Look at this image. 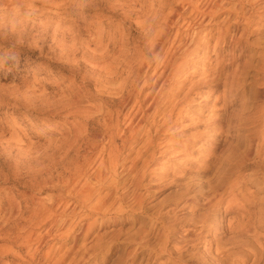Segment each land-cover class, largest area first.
<instances>
[{
    "label": "rangeland",
    "instance_id": "rangeland-1",
    "mask_svg": "<svg viewBox=\"0 0 264 264\" xmlns=\"http://www.w3.org/2000/svg\"><path fill=\"white\" fill-rule=\"evenodd\" d=\"M58 1L0 0V264H264V0ZM160 37L194 49L129 131Z\"/></svg>",
    "mask_w": 264,
    "mask_h": 264
},
{
    "label": "bare ground",
    "instance_id": "bare-ground-1",
    "mask_svg": "<svg viewBox=\"0 0 264 264\" xmlns=\"http://www.w3.org/2000/svg\"><path fill=\"white\" fill-rule=\"evenodd\" d=\"M18 1H22V0H18ZM32 1V0H31ZM43 2L44 4H45V6H52V5H55V4H61V1H58V0H33V2L32 3H29L28 4V6L30 7V8H37V6L39 5V3H37V2ZM219 0H215L214 1V4H209V5H207V7H206V9H207V11L206 12H210V11H212V9H213V7L214 6H217V2H218ZM63 3V2H62ZM59 4V5H60ZM48 6V7H49ZM44 7V6H43ZM29 10H31V9H29ZM38 11H40V10H38ZM144 24V23H143ZM163 42H164V38L163 37H160L159 39H157L153 44H152V56L154 57V58H157V57H159L160 56V51H161V49H162V46H163ZM102 49H104V48H100L99 50H102ZM194 49V48H193ZM193 49H190V47L188 46V47H185L184 48V50L182 51V55L181 56H179V57H176L175 56V54L174 53H172V54H169V55H165V56H160V59H161V61H162V63H163V65H162V67L160 68V69H158V71H157V66H154V68H153V70H154V72H153V80L151 81V80H149V79H147V80H145V79H143V81H141V82H138V78H136V82H135V87H137L136 89H139V91H142L143 89H145V88H149V90L143 95V99H140L139 100V104H138V110H137V112H136V110L134 111V113H131V115L129 116V118H128V120H127V130H129V131H135L136 129L133 127V124H135V127L136 128H140V126L142 125V123H143V120H144V118H145V116L146 115H148L149 113H152L153 115H156L157 113H160V109L163 107V106H165L166 104H167V102L169 101V102H171L175 97H174V95L173 94H171V93H169V94H167L166 93V95L164 94L165 92H168L169 90H170V81H172V80H176V76H179L178 74H180V72H181V70H182V68H183V66H184V64H185V55H188V54H191V50H193ZM105 50V49H104ZM103 50V51H104ZM102 51V52H103ZM99 52H101V51H99ZM105 52V51H104ZM103 52V53H104ZM32 53V52H31ZM117 55H114V54H112L113 55V58H109V57H107L106 59H102L103 61H100V63L101 62H103V63H101V65L100 66H102L103 68H105V69H107V67L109 68V67H111V66H113L114 65V62H115V60L114 59H118L119 57L118 56H122L123 57V59H125V61H124V63H125V66H126V64H127V67H129L130 65L129 64H131V61H130V59H129V57H126L125 56V54L124 53H122V51H119L118 53H116ZM99 55V54H98ZM101 55H104L105 56V54H102L101 53ZM111 55V56H112ZM104 56H103V58H104ZM109 56V55H108ZM98 60H101L100 59V57H98ZM95 63H99V61H97L96 62V60L94 61ZM97 63V64H98ZM123 63V64H124ZM93 65H94V63H93ZM99 65V64H98ZM98 65H97V67H98ZM94 66H96V65H94ZM99 66V67H100ZM132 66V65H131ZM142 66H144V65H142ZM101 67V68H102ZM126 68V67H125ZM133 68V67H132ZM128 70H129V68H127ZM129 72V74H130V70L128 71ZM195 86H190L189 88H188V90H187V92H186V94L184 95V97L181 99V100H183V99H185L186 97H187V95L190 93V91L192 92V90H194L193 88H194ZM264 89V88H263ZM174 97V98H173ZM178 101H179V99H177L175 102H173V103H171L170 105H169V108H168V112H167V114H162L163 116H168V117H166L165 118V120H168V119H170L171 117V115L173 114V112L178 108ZM131 103V94H130V92H129V94H128V97L124 100V103H123V107L124 108H126V107H128L129 106V104ZM167 106V105H166ZM163 109H164V107H163ZM167 110V109H166ZM177 113H178V110H177ZM123 142H124V144H126L127 143V140L125 139V140H123ZM184 150H187V148H185ZM171 151H173V152H176L178 155L179 154H184V152L182 151V149L180 150V149H177V150H171V149H169L168 150V152H171ZM160 155H162V156H165V154H160ZM108 158V157H107ZM112 159H114V157H111V155H109V158H108V160H102V163H105L106 161L107 162H109V163H112ZM104 167V166H103ZM99 170V169H98ZM97 170V171H98ZM95 172V177H94V175H93V177H94V180L95 181H100L101 179H103L104 178V171L100 168V170L98 171V172ZM86 188V187H85ZM87 190H88V187H87ZM89 191V190H88ZM86 195H87V193H85ZM139 200V199H138ZM103 201H104V199H103ZM105 203V202H104ZM101 204H102V202H101ZM100 204H98V206H99ZM141 205V204H140ZM139 205V206H140ZM102 207V206H101ZM46 208V207H45ZM44 208V209H45ZM35 209V208H34ZM33 209V210H34ZM40 209V208H39ZM47 209H48V207H47ZM49 209H51L50 208V206H49ZM38 210V209H37ZM15 211V210H14ZM39 211V210H38ZM38 211H36L37 213H38ZM41 211H42V208H41ZM50 211V210H49ZM74 211V207H72V209H71V211H70V213L71 212H73ZM33 212H35V211H33ZM43 212V211H42ZM41 212V213H42ZM47 212V211H46ZM39 213H40V211H39ZM40 213V214H41ZM45 213V212H44ZM40 214H36V215H40ZM44 215V214H43ZM47 215V214H46ZM45 215V216H46ZM31 217H32V215H30ZM33 216H35V215H33ZM53 216V214H52V212L50 211V214L49 215H47L44 219H45V224L46 223H48V225H49V222H51V217ZM59 216V215H58ZM43 217V216H42ZM65 217V216H64ZM39 218V217H38ZM41 218V217H40ZM32 219L33 218H31V220H29V221H32ZM34 221H36V219H33ZM39 220V219H38ZM33 222V221H32ZM65 222H66V218H62V217H57L56 219H54L53 218V223L51 224V226L49 227L48 225V228L46 229V231L44 232V233H39L38 234V237H39V241H40V238H41V241L42 242H46V240H47V236L48 235H50V234H52V233H50L51 232V230H52V228L55 226V225H62V224H65ZM35 223V222H34ZM37 223V222H36ZM33 223H31V225H32ZM30 225V224H29ZM84 230H86V229H84ZM83 231V230H82ZM34 230L33 231H30V232H28V235H27V238L28 239H31V237L33 236V235H36V234H34ZM249 232V231H248ZM46 233H47V235H46ZM45 234V235H44ZM51 236V235H50ZM50 236H49V238H50ZM26 244V243H25ZM27 248H28V245L26 244L25 245ZM39 245L38 246H36L35 245V247H31V248H28V250H27V253H28V255L30 256V257H33L34 256V254L37 252V250L39 249ZM18 253V252H17ZM16 253V254H17ZM45 254V253H44ZM46 255V254H45ZM45 255H44V257H45ZM61 255H63V254H61ZM62 257V256H61ZM66 257V256H65ZM65 257H64V259H65ZM46 258V257H45ZM58 259V258H57ZM60 259V258H59ZM61 260H62V258H61ZM51 262V264H52V261H50ZM25 263L27 264V263H29V260H26L25 261ZM24 263V264H25ZM17 264H19V262H17ZM53 264H60L59 263V261H56V262H54ZM252 264H254V263H252Z\"/></svg>",
    "mask_w": 264,
    "mask_h": 264
}]
</instances>
